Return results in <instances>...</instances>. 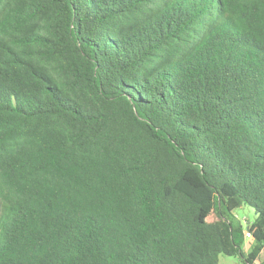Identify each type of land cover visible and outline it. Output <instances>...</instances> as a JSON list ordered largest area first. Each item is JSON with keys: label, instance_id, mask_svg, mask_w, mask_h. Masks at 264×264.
<instances>
[{"label": "trees", "instance_id": "obj_1", "mask_svg": "<svg viewBox=\"0 0 264 264\" xmlns=\"http://www.w3.org/2000/svg\"><path fill=\"white\" fill-rule=\"evenodd\" d=\"M220 255L264 264V0H0V264Z\"/></svg>", "mask_w": 264, "mask_h": 264}, {"label": "rangeland", "instance_id": "obj_2", "mask_svg": "<svg viewBox=\"0 0 264 264\" xmlns=\"http://www.w3.org/2000/svg\"><path fill=\"white\" fill-rule=\"evenodd\" d=\"M233 214L241 222H243L242 220H246L251 223L254 219V211L251 208L245 206L236 209ZM243 249L246 251V244L244 245ZM217 264H242V262L237 257L220 255L218 256ZM255 264H257V262Z\"/></svg>", "mask_w": 264, "mask_h": 264}, {"label": "built area", "instance_id": "obj_3", "mask_svg": "<svg viewBox=\"0 0 264 264\" xmlns=\"http://www.w3.org/2000/svg\"><path fill=\"white\" fill-rule=\"evenodd\" d=\"M248 236V235H247Z\"/></svg>", "mask_w": 264, "mask_h": 264}]
</instances>
